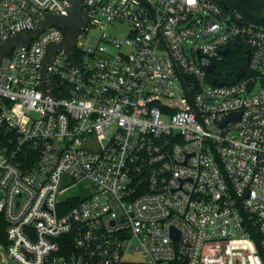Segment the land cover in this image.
I'll return each mask as SVG.
<instances>
[{
    "label": "built area",
    "instance_id": "1",
    "mask_svg": "<svg viewBox=\"0 0 264 264\" xmlns=\"http://www.w3.org/2000/svg\"><path fill=\"white\" fill-rule=\"evenodd\" d=\"M230 4L82 0L65 43L70 0H0L1 264H264V27Z\"/></svg>",
    "mask_w": 264,
    "mask_h": 264
},
{
    "label": "trees",
    "instance_id": "2",
    "mask_svg": "<svg viewBox=\"0 0 264 264\" xmlns=\"http://www.w3.org/2000/svg\"><path fill=\"white\" fill-rule=\"evenodd\" d=\"M229 7L237 11L242 18L249 23L259 24L264 27V0H231ZM241 49L232 48L228 56L218 65L216 75L226 81H231L236 69L244 65ZM5 224L0 217V243L4 244Z\"/></svg>",
    "mask_w": 264,
    "mask_h": 264
},
{
    "label": "water",
    "instance_id": "3",
    "mask_svg": "<svg viewBox=\"0 0 264 264\" xmlns=\"http://www.w3.org/2000/svg\"><path fill=\"white\" fill-rule=\"evenodd\" d=\"M81 3H82V0H70V10H69V17L68 18H55V17H52L46 21L43 22V24L41 25V30L40 32H36L37 35H39L42 31H43V28L45 25L47 24H50L54 19H57V22L59 20H62L63 22L65 21H68L69 22V25L70 27L72 28V37L69 38L68 40H66L65 43H70L72 42L75 38H76V35L80 32V30L85 26V20L78 14V11L81 7ZM77 24H81V28L77 26ZM27 37L28 39L23 41V40H20V39H14L15 42L17 43H22V44H27L31 38L30 36V31L27 32ZM234 47H238L237 45H234ZM228 53V50H225L224 52H222V56H226ZM249 53L246 52V55H248ZM248 63V57H246V64ZM213 71V66H211L208 70H207V73L208 74H211ZM245 74V69L244 68H240L238 69L235 77H234V80L228 84V85H232L235 80H239L241 79ZM212 85L213 86H216V87H222L223 85H226V83H219L217 80H213L212 81ZM239 117H240V114H230L224 121L223 125L224 126L225 124L227 123H236L238 122L239 120ZM172 236H174V238L176 237V233L175 232H172Z\"/></svg>",
    "mask_w": 264,
    "mask_h": 264
},
{
    "label": "rangeland",
    "instance_id": "4",
    "mask_svg": "<svg viewBox=\"0 0 264 264\" xmlns=\"http://www.w3.org/2000/svg\"><path fill=\"white\" fill-rule=\"evenodd\" d=\"M89 194V185L86 182L78 184L75 188L68 190L66 196L71 197H79L80 199L85 198ZM3 248L0 243V257L3 254ZM2 260L0 261L1 264ZM8 264H16V263H8Z\"/></svg>",
    "mask_w": 264,
    "mask_h": 264
}]
</instances>
